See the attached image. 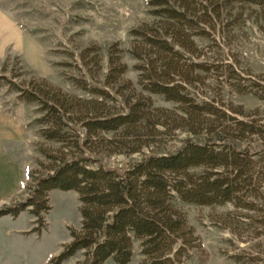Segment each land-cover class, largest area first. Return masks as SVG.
<instances>
[{"label":"trees","instance_id":"16d2710c","mask_svg":"<svg viewBox=\"0 0 264 264\" xmlns=\"http://www.w3.org/2000/svg\"><path fill=\"white\" fill-rule=\"evenodd\" d=\"M146 4L152 19L129 31L127 52L139 73L135 83L124 78L127 65L117 43L105 48V72L101 47L86 48L80 55V67L75 68L84 69V75L71 76L70 82L90 97L7 81L20 99L38 105L40 136L60 146L56 154L38 149L49 161L46 173L34 178L25 199L1 207L0 217H17L27 210L35 218L34 229H40L50 210V191L78 193L81 227L70 230L71 241L52 264L79 251L84 252L83 264H104L110 257L114 264H129L135 240L141 264H185L199 237L183 203H229L235 209L262 212L264 219V122L250 117L242 106L217 105L195 91L206 75L216 73L226 76L237 93L264 99V85L240 77L231 64L200 60L204 53L197 42L215 40L221 27H233L235 15L232 23L224 19L235 5L255 6L264 18V0ZM155 96L174 106L156 105ZM174 130L186 133L182 144L174 151L155 152L164 142L160 136ZM248 138L260 142L241 146ZM143 147L155 149L120 168L89 166L95 148L132 154ZM226 215L233 219V212Z\"/></svg>","mask_w":264,"mask_h":264},{"label":"rangeland","instance_id":"374dc122","mask_svg":"<svg viewBox=\"0 0 264 264\" xmlns=\"http://www.w3.org/2000/svg\"><path fill=\"white\" fill-rule=\"evenodd\" d=\"M146 2L0 0V208L25 199L34 178L46 173L49 161L38 149L56 154L60 146L40 136L36 121L40 116L38 105L20 99L7 81L13 80L27 89L45 86L90 97L70 82L71 76L84 75V69L78 71L75 65L80 67V55L86 53V48L101 47L105 72V48L117 43L124 50L122 60L127 65L124 78L135 83L139 73L134 69L136 60L127 52L132 40L129 31L152 19ZM258 11L255 6L235 5L232 15L224 19L229 22L235 15L233 27H221L214 33L215 40L197 39L204 53L199 59L229 63L240 77L264 85V18ZM225 79L224 75L208 74L205 83L195 91L217 105L242 106L250 117L264 122V99L252 93H237ZM154 100L158 106H174L158 96ZM185 137L186 133L174 130V134L165 138L160 136L164 140L160 150L143 147L132 154L107 153L95 148L90 153L89 166L120 168L140 160L151 148L155 152L174 151ZM259 142L248 138L241 146ZM49 205L50 210L43 215L44 227L40 229H34L35 218L27 210L17 217H0V264H52L71 241L70 230L80 229L81 215L78 193L73 190L50 191ZM181 208L199 237V246L191 251L192 256L185 264H264L262 212L235 209L229 203L216 206L183 203ZM228 212H233L234 220L227 217ZM83 253L79 251L61 264H83ZM142 260L139 241L135 240L129 264H141ZM104 264L114 261L110 257Z\"/></svg>","mask_w":264,"mask_h":264}]
</instances>
